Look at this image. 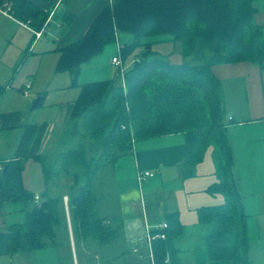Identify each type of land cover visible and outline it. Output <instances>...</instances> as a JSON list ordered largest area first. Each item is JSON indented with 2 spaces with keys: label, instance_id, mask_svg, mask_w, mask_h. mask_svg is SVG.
<instances>
[{
  "label": "trees",
  "instance_id": "trees-1",
  "mask_svg": "<svg viewBox=\"0 0 264 264\" xmlns=\"http://www.w3.org/2000/svg\"><path fill=\"white\" fill-rule=\"evenodd\" d=\"M5 1L23 20L32 16L35 21L41 12L29 0H0V5ZM255 11L254 0H119L104 7L84 36L62 49L57 70L75 79L82 64L116 41L118 33H130L132 40L118 45L116 55L122 60L118 76L80 84L68 119L66 147L31 155L43 170L41 193L24 185L30 155L0 167L4 200H35L27 208V219L7 228L10 251L57 245V226H68L63 194L51 193L60 177L71 180L67 197L72 230L77 229L83 240H111L117 230L97 212L92 185L99 170L131 153L137 139L181 132L187 148L184 172L192 174L212 146L218 180L208 190L224 197L198 209L200 222L211 224L205 235L208 257L251 264L248 214L228 128L232 120L227 118L221 82L212 66L246 60L263 66L264 31L254 20ZM45 20L43 15L38 27ZM157 41L181 42L183 61L154 50ZM131 55L133 64L123 72L121 67ZM167 224L156 230L165 237L151 239L154 264H184L175 244L184 225L175 213Z\"/></svg>",
  "mask_w": 264,
  "mask_h": 264
},
{
  "label": "crops",
  "instance_id": "crops-1",
  "mask_svg": "<svg viewBox=\"0 0 264 264\" xmlns=\"http://www.w3.org/2000/svg\"><path fill=\"white\" fill-rule=\"evenodd\" d=\"M29 1L41 11L35 21L31 20L32 16L23 20L14 15L11 2H8L11 15L0 10V86L3 87L0 91V167L10 159L30 155L23 171V181L31 189L25 184L24 178L29 164L31 172L37 169L35 163L39 165L42 184L45 185L41 164L31 155L46 152L47 149L54 152L65 144L63 140L68 132V119L80 84L106 79L96 77H108V73L112 72L107 70L108 63L95 57L82 64L74 79L69 72L57 70L61 51L84 36L104 7L119 0ZM254 4V20L263 26L264 31V0H254ZM43 15H46V20L38 27ZM36 31H41V34L37 35ZM132 38L122 33L118 45ZM112 48L110 45L107 49L108 55L112 54L111 66L114 64L112 57L116 55L112 53ZM212 70L221 82L223 103L229 111L227 118L232 120L228 128L236 158L235 172L244 194V208L247 212L252 202L257 206V210L251 207L257 211L255 217L247 212L248 232L249 221L253 218L251 222H254V228L259 229L254 242L260 243L262 238L259 236L263 228L257 216L260 214L261 188L264 186V64L260 66L247 60L221 62L214 64ZM25 88L28 89L27 93L23 91ZM38 96H41L40 102L31 107ZM212 149V146L208 148L192 174H186L183 165L187 158L184 133L135 140L133 151L119 157L112 165L115 177L111 178V182L118 198L119 210H110L106 205L99 215L113 228L117 229L119 224L125 225L129 239L148 249L150 264H154V257L147 229L155 234L158 225L167 222L173 213L184 225L182 234L175 239L184 264H233L208 257L205 235L210 231L211 224L199 220L200 207L224 200L222 193L208 190L218 180ZM138 170H152L154 174L139 180ZM97 205L98 196L96 208ZM29 206L30 203L24 200H4L0 192V264H27L26 257L31 258L35 251L43 249L10 251L7 228L25 221ZM68 217L71 231L70 214ZM115 219L118 221L117 227L113 224ZM94 242L98 246L99 242ZM75 248L72 242L63 256L40 264H78ZM252 259L251 255V264ZM116 263L140 264L132 260L121 263L113 255H109L105 262Z\"/></svg>",
  "mask_w": 264,
  "mask_h": 264
},
{
  "label": "rangeland",
  "instance_id": "rangeland-1",
  "mask_svg": "<svg viewBox=\"0 0 264 264\" xmlns=\"http://www.w3.org/2000/svg\"><path fill=\"white\" fill-rule=\"evenodd\" d=\"M122 33L124 32L118 33L117 40L107 43L104 49L102 50V52L95 56V57H99L100 60L108 63L107 70L109 69V71H112L111 73H108L109 74L108 77H96V78L100 79V78L115 77L116 71L118 70L119 66L114 65V64H112V66L110 65L112 54L108 55L107 49L111 45L113 47L112 53L114 54L117 53L116 44L118 46V38L120 37ZM126 34L131 35L132 37V34L130 33H126ZM122 43H123V39H122ZM153 49L156 51H159L163 55H168L169 59L172 61H183L184 59V56L181 50V42L179 41H157V42H154ZM133 58L134 56L131 55L123 63L121 67L123 72L128 70L132 66ZM89 78L90 77H88L87 80H89ZM226 115L227 116L229 115L228 109H226ZM67 135L68 134H66V137L68 138ZM66 137L63 140V142L65 141L66 142L62 146V148H65L66 145L68 144ZM49 150L50 149H47L46 152L47 151L51 152ZM112 165L113 164H108V165H105L103 168H101L92 184L95 194L99 198V206L97 205L98 213H100V211L103 212V209L106 208V205L110 207V210H113V211L119 210L118 198L112 187V182H111V178L113 179V177H115L114 170L112 172V167H113ZM35 166L37 167V169L35 168V170L31 172L29 171L31 164H29L28 168L25 171L24 178H25V184L27 186H30L31 189H34L35 192L39 194L43 191L44 185L42 184L43 178H42V171L40 170L41 168L36 163H35ZM152 172L154 174V171ZM70 183H71V180L68 177L58 178L56 181V184L51 186V193L52 194H58V193L63 194V197L65 198L66 194H68L70 191ZM261 189H262V196H260V199L262 203L260 205V208H261L259 211L260 214L259 216H257L258 223L263 228L262 234L259 236V238H262L260 243L257 241L254 242V238H257L258 236L257 233L259 229L258 227L256 229L254 228V222H251L253 218L249 221L250 229L248 233H249L250 247H251L250 253L253 258L252 264H264V186ZM31 202L33 201H29V203ZM249 204L250 205H249V208H247V212L248 213L251 212L252 214L251 217H255L256 212H257L255 211L257 210L256 203L252 202ZM68 207H69V204L67 205V207L65 204L67 225L69 223V217H68L69 214L67 213ZM251 207L254 208L255 210L251 209ZM248 216H247V219H248ZM117 222H118L117 219H115L113 224H115L116 226ZM69 227H70L69 225L65 226L64 223L62 224L60 223L56 228L57 229V240H58L57 245L50 243L46 245L45 248L43 247L42 250L35 251L33 253V256H31V258L29 257L25 258V261L27 262V264H40V263H44V261L46 260L48 261L49 259L54 260L58 258L59 255L61 257V255L63 256L64 253H66L69 247V244L72 245V242L76 246L75 256L78 259V264H94V262L95 264H99V262H101L102 264H105L107 258H109V255L118 257L121 263L123 261L129 262L132 260V261H138V263L140 264H150V259L148 256V249L146 248V246L141 245L138 242L129 239L130 235H128L127 228L125 225L119 224L118 227L116 226L117 231H116V234L112 236L113 239L111 241L109 239L108 241L100 242L99 244L97 242L98 246L94 244L95 243L94 238L93 239L88 238L87 240H83L81 233L77 231V229L72 230L71 228V231H70ZM83 248L84 249L90 248V249L84 251ZM134 248H137V249L135 250ZM70 250H71L70 253L72 254L73 253L72 247H70ZM140 255L142 256L141 258L139 257ZM17 264H24V262L23 263L18 262Z\"/></svg>",
  "mask_w": 264,
  "mask_h": 264
},
{
  "label": "built area",
  "instance_id": "built-area-1",
  "mask_svg": "<svg viewBox=\"0 0 264 264\" xmlns=\"http://www.w3.org/2000/svg\"><path fill=\"white\" fill-rule=\"evenodd\" d=\"M1 4L2 5H0V10L3 13H5V14L11 15L10 14V8H11L10 4L7 1H5V2H3ZM36 34L37 35H40L41 34V31H36ZM112 62L115 65H117V66H121L122 60H121L120 55L119 54L118 55H114L112 57ZM23 91L25 93H27L28 92V89L25 88ZM152 175H153V172L151 170H138V173H137V177H138L139 180H142L145 177L152 176ZM36 198H38V195H36ZM65 204H66V207H67V205H68V197H67V195L65 196ZM158 226H159V228H162L163 229V228L167 227L168 224L165 221V222L160 223ZM155 236L165 237V233L163 231H161V232H158L157 234L156 233L153 234V233H151V231L149 229H147V237H148V241H149V246H151V239L153 237H155Z\"/></svg>",
  "mask_w": 264,
  "mask_h": 264
},
{
  "label": "water",
  "instance_id": "water-1",
  "mask_svg": "<svg viewBox=\"0 0 264 264\" xmlns=\"http://www.w3.org/2000/svg\"><path fill=\"white\" fill-rule=\"evenodd\" d=\"M119 72H120V70L118 69V70L116 71V75H115V77L118 76ZM40 99H41V96H38V97L35 99L34 103L32 104V107H35V106L40 102ZM4 168H6V166H5Z\"/></svg>",
  "mask_w": 264,
  "mask_h": 264
}]
</instances>
